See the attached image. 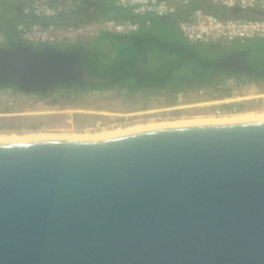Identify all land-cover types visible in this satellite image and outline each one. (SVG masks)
I'll use <instances>...</instances> for the list:
<instances>
[{
  "label": "water",
  "instance_id": "obj_1",
  "mask_svg": "<svg viewBox=\"0 0 264 264\" xmlns=\"http://www.w3.org/2000/svg\"><path fill=\"white\" fill-rule=\"evenodd\" d=\"M79 55L0 47V86L106 82ZM0 264H264V120L0 142Z\"/></svg>",
  "mask_w": 264,
  "mask_h": 264
},
{
  "label": "trees",
  "instance_id": "obj_2",
  "mask_svg": "<svg viewBox=\"0 0 264 264\" xmlns=\"http://www.w3.org/2000/svg\"><path fill=\"white\" fill-rule=\"evenodd\" d=\"M85 4L78 11L67 15H59L52 22L61 25L68 23L78 25L100 17H115L119 19L130 17L140 21L144 19L116 7L113 4V0H91L90 3ZM0 5L2 6L0 21L3 19V14L14 15L11 18L8 17L9 20L4 21V25L11 31H14L19 21L35 20L34 17L23 14L21 9H17L18 3L15 0H0ZM199 6L219 16H257V14L251 12H232L230 9L210 3H199ZM189 10L187 9L186 11L189 12ZM148 19H150V25L141 28L139 32L132 35H119L108 32L95 36L89 43L74 42L50 45L55 49L69 53L79 51V61L83 69L97 78L106 79V82L87 85L81 80L70 79L59 81L49 90L36 91L34 93L51 96L58 89L66 91L122 90L126 93L125 99L128 101V104L130 103L129 107H132L133 105L136 106L133 98L137 93L146 92L152 94L160 92L172 95L174 92L202 89L211 82H219L221 75L233 76L238 80L245 78L246 80L264 81V58H260L255 62L250 57V53L253 50L259 49L260 45H255V47L252 45L251 48H247L246 50L240 49V52L238 51L243 54L246 60L248 67L246 70H234L222 67L213 69L212 66H205L204 63H212L224 59L227 55L233 53L229 51V47L232 45L225 48L220 47L222 50H215L213 48L205 49L195 46L194 44L185 42L182 38H170L167 34H165L166 39H162L153 26L157 25L159 21L165 27H172L170 24L175 19L173 17L156 18L154 16H149ZM179 20L177 19L176 21L178 22ZM5 27H2V30L6 32L8 37L5 44L6 47L30 43L29 41L13 37L10 34L11 31L6 30ZM32 45L38 51L44 47V45L36 43H32ZM181 46L188 47L193 55H187ZM219 51H223V55L220 54L221 56L217 58L210 57L211 54L219 53ZM157 55L161 56L157 59ZM149 56H151L153 61L149 60ZM154 60L157 62L156 67H153ZM194 71L198 72V76L194 77ZM190 77H193V79H190ZM4 87L17 89L12 84L0 86V89Z\"/></svg>",
  "mask_w": 264,
  "mask_h": 264
},
{
  "label": "built area",
  "instance_id": "obj_3",
  "mask_svg": "<svg viewBox=\"0 0 264 264\" xmlns=\"http://www.w3.org/2000/svg\"><path fill=\"white\" fill-rule=\"evenodd\" d=\"M23 14L33 16L35 20L19 21L15 29L20 39L30 43L52 45L60 41H75L77 36H97L102 33L132 35L141 29L142 25L149 26V16L159 18L171 17L182 10L190 9L187 16L177 22L182 39L190 44L228 47L236 42H244L252 38H264V0H113L116 7L122 8L132 15L143 17V21L126 18L100 17L78 25H61L52 22L62 14H69L84 7L91 0H67L66 3L52 4L50 0H18ZM199 3H210L227 9H240V12L255 13L257 16L230 15L219 16L207 11ZM2 6L0 5V14ZM47 19V21H45ZM7 35L0 29V47L5 46ZM239 85L238 93H233L227 103L214 106L212 115L222 117L244 111L246 105L255 102L259 108H264V82L236 79ZM6 88V87H5ZM11 88V87H7ZM201 92V89L199 90ZM182 102L188 95L187 91L172 93ZM243 105V106H241ZM173 106L156 108L155 113L168 117ZM115 118V116H112ZM101 121L96 122L100 126Z\"/></svg>",
  "mask_w": 264,
  "mask_h": 264
},
{
  "label": "rangeland",
  "instance_id": "obj_4",
  "mask_svg": "<svg viewBox=\"0 0 264 264\" xmlns=\"http://www.w3.org/2000/svg\"><path fill=\"white\" fill-rule=\"evenodd\" d=\"M177 25V24H176ZM162 39V35L157 30ZM95 36L82 35L75 38L76 42L89 43ZM201 45V44H198ZM248 44H241L245 47ZM161 55H157V59ZM155 57V58H156ZM156 59V60H157ZM260 55L251 56L252 61H258ZM149 60L153 61L151 56ZM154 60L153 67L157 66ZM233 76L221 75L219 82H211L200 89L189 90L188 95L179 102L174 95L155 92L152 94L140 92L135 94L133 101L136 106L129 107L122 90H73L58 89L51 96L38 93L20 92L15 88L0 89V134H25L42 132L51 134H81L98 132L117 126L148 122L151 120L192 119L200 116H213L214 106L227 103L233 93H238L239 85ZM173 106L172 112L160 116L156 108ZM242 112L264 111L255 102L246 105ZM234 115V114H230ZM115 116V118H112ZM101 121L100 126L96 122Z\"/></svg>",
  "mask_w": 264,
  "mask_h": 264
},
{
  "label": "bare ground",
  "instance_id": "obj_5",
  "mask_svg": "<svg viewBox=\"0 0 264 264\" xmlns=\"http://www.w3.org/2000/svg\"><path fill=\"white\" fill-rule=\"evenodd\" d=\"M264 120V111H248L239 112L234 115H225L222 117L215 116H200L192 119H173V120H151L148 122H139L129 124L126 126H117L115 128L106 129L98 132H87L81 134H51L42 132H30L25 134H0V142H25V141H36L42 139H105L125 135L133 132L171 127V126H184V125H195V124H227L236 122H247Z\"/></svg>",
  "mask_w": 264,
  "mask_h": 264
},
{
  "label": "crops",
  "instance_id": "obj_6",
  "mask_svg": "<svg viewBox=\"0 0 264 264\" xmlns=\"http://www.w3.org/2000/svg\"><path fill=\"white\" fill-rule=\"evenodd\" d=\"M17 3L19 2L20 4H21V1H18V0H15ZM66 1L67 0H50V2L52 3V4H55V3H61V2H63V3H66ZM96 1H98V0H96ZM17 9H20V7L19 6H17ZM187 14H188V11H186V10H182V11H179L178 13H176V14H174L173 16H171V17H173L175 20L174 21H172V23L170 24V25H172V27H170V26H168V25H166V24H164V25H166V26H168V27H165V26H163L159 21H158V24L157 25H154L153 26V28L155 29V31H157V30H159L160 31V33L162 34V35H165V34H167L170 38H175V39H180V38H182L181 37V33H180V30H179V28H178V26L176 25L177 24V19H181V18H183L184 16L186 17L187 16ZM14 15H11V14H3V19L0 21V29L2 30V27H5L6 25H4V21H6V20H9L8 19V17H13ZM33 17V16H32ZM154 17H156V16H154ZM157 18V17H156ZM159 18V17H158ZM35 19V18H34ZM45 21H47V19H45ZM155 21V20H154ZM156 23V22H155ZM16 24V23H15ZM143 27H146V25L144 24V25H142V27L141 28H143ZM163 27H165V28H163ZM5 29L6 30H10V29H8V27L6 26L5 27ZM2 31H4V30H2ZM11 31V30H10ZM5 32V31H4ZM6 33V32H5ZM158 33V32H157ZM13 37H16V38H20V36H19V34H18V32L16 31V29L14 28V31H11V33H10ZM159 35V34H158ZM159 37H161V36H159ZM168 37V38H169ZM7 40H8V37H7ZM74 42H76V41H68V40H66V41H60V42H58L57 44H69V43H74ZM36 44H38V45H42V44H40V43H36ZM198 44H200V43H194V45L195 46H198V47H200V46H202L203 44H201V45H198ZM241 44L242 43H240V42H236V43H234V44H232V46H230L229 47V51H231V52H238L240 49H247V48H251V46L253 45V47H255V45H260L261 47L259 48V49H257V50H253L251 53H250V57L251 56H254V54L255 53H257V56H259L260 55V58L261 59H263L264 58V38H252V39H248V40H246L245 42H244V44H248V46H245L244 48L243 47H241ZM203 46H205V45H203ZM207 46H209V45H207ZM211 48H213V49H215V50H222V49H220L219 47H217V46H212ZM217 48V49H216ZM219 48V49H218ZM212 49V50H213ZM212 52V51H211ZM211 52H210V54H211ZM240 52V51H239ZM238 52V53H239ZM223 53V51H219V53L217 52V53H214V54H211V56L210 57H214V58H217L218 56H221V55H223L222 54ZM221 54V55H220ZM242 79H244V80H246L245 78H242ZM259 83H263L264 81H258Z\"/></svg>",
  "mask_w": 264,
  "mask_h": 264
},
{
  "label": "flooded vegetation",
  "instance_id": "obj_7",
  "mask_svg": "<svg viewBox=\"0 0 264 264\" xmlns=\"http://www.w3.org/2000/svg\"><path fill=\"white\" fill-rule=\"evenodd\" d=\"M201 48H205V49H210L212 46H207V45H205V46H200ZM221 48H225V47H221ZM220 48V49H221ZM217 49V48H216ZM219 49V48H218ZM195 76H198V72H196V71H194V77ZM190 79H193V77H190Z\"/></svg>",
  "mask_w": 264,
  "mask_h": 264
}]
</instances>
